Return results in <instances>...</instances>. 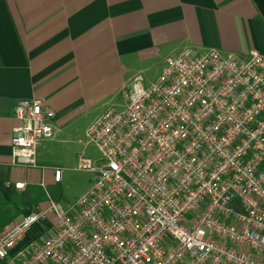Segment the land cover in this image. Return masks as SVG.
Returning <instances> with one entry per match:
<instances>
[{"label": "built area", "instance_id": "2783aa9c", "mask_svg": "<svg viewBox=\"0 0 264 264\" xmlns=\"http://www.w3.org/2000/svg\"><path fill=\"white\" fill-rule=\"evenodd\" d=\"M14 163L36 166L54 111L40 98L15 108ZM104 161L74 202L51 200L0 233L7 264H264V56L185 48L125 106L86 130ZM62 170L55 168L59 181ZM23 187V183L16 184ZM55 230L11 250L47 214Z\"/></svg>", "mask_w": 264, "mask_h": 264}, {"label": "crops", "instance_id": "0c3cea01", "mask_svg": "<svg viewBox=\"0 0 264 264\" xmlns=\"http://www.w3.org/2000/svg\"><path fill=\"white\" fill-rule=\"evenodd\" d=\"M185 48L264 56V0H0V233L50 199L70 204L89 125L125 106L135 74L150 83ZM36 98L54 111V134L41 141L36 166H22L11 147L15 108ZM54 230L49 213L11 254Z\"/></svg>", "mask_w": 264, "mask_h": 264}, {"label": "rangeland", "instance_id": "374dc122", "mask_svg": "<svg viewBox=\"0 0 264 264\" xmlns=\"http://www.w3.org/2000/svg\"><path fill=\"white\" fill-rule=\"evenodd\" d=\"M84 154L92 158L95 165H101L104 162L100 157L96 146L89 140V138L87 150L84 151ZM94 175L95 173L89 171L75 170L72 172V184L70 190L67 192V199H69L70 203L75 201V199L80 195L82 187H84L87 183H90V181L94 178Z\"/></svg>", "mask_w": 264, "mask_h": 264}]
</instances>
